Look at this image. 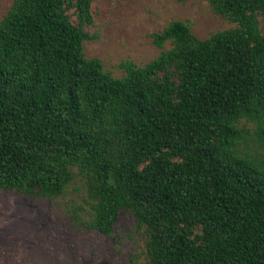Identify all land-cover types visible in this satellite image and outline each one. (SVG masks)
Wrapping results in <instances>:
<instances>
[{"label":"trees","instance_id":"16d2710c","mask_svg":"<svg viewBox=\"0 0 264 264\" xmlns=\"http://www.w3.org/2000/svg\"><path fill=\"white\" fill-rule=\"evenodd\" d=\"M94 1L14 0L0 21V188L51 199L83 176L87 229L123 213L143 232L132 264H264V0H206L237 26L172 21L122 77L84 54Z\"/></svg>","mask_w":264,"mask_h":264},{"label":"rangeland","instance_id":"374dc122","mask_svg":"<svg viewBox=\"0 0 264 264\" xmlns=\"http://www.w3.org/2000/svg\"><path fill=\"white\" fill-rule=\"evenodd\" d=\"M14 0H0V21ZM92 40L86 58H99L122 77L119 65L144 66L157 58L153 33L172 21L190 24L201 40L237 26L216 14L206 0H95ZM167 43L165 48L169 49ZM85 178L77 175L64 194L29 198L0 188V264H132L144 261L145 236L131 214H120L110 236L85 227L89 219Z\"/></svg>","mask_w":264,"mask_h":264}]
</instances>
